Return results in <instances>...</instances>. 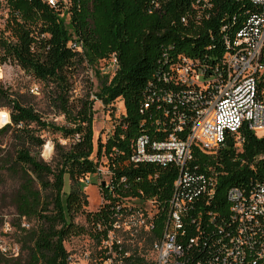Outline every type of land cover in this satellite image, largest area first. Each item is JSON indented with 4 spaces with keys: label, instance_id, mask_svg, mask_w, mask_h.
Here are the masks:
<instances>
[{
    "label": "trees",
    "instance_id": "obj_1",
    "mask_svg": "<svg viewBox=\"0 0 264 264\" xmlns=\"http://www.w3.org/2000/svg\"><path fill=\"white\" fill-rule=\"evenodd\" d=\"M6 2L9 15L0 31V65L13 60L48 85L51 103L71 125L47 121L34 105L0 87V108L10 110V116L3 117L7 121L0 128V145L9 137L8 147H12L5 157H0V173L6 172L15 182L10 197L14 218L6 219L0 214V226L8 221L18 246L16 256L0 250V264H69L65 242L88 235L103 245L110 231L119 230L112 225V215L125 209V198L153 200L154 227L142 229L152 249L162 237L180 169L172 163L135 164L130 160L132 147L142 133L162 139L170 132L166 108H170L171 115L187 114V109L180 100L172 107L154 100L145 110L144 103L161 92L180 89L174 81L164 80L163 75L183 57L195 61L206 74L223 72L226 40L234 37L254 9L252 1L73 0L69 28L60 11L45 0ZM75 37L83 41L84 53L69 47L68 42ZM114 52L119 56V69L96 97L105 106L121 99L125 110L112 135L106 142L99 140L96 146L95 100L88 96L74 106L72 80L86 59L94 63ZM190 123L189 118L180 136L185 137ZM43 130L69 140L64 144L55 139L51 161L42 156L46 144L40 132ZM242 134L240 147L229 140L215 154L192 149L189 169L217 178L216 193L203 209L212 210L217 220L229 215L231 187L250 189L264 180V135L246 129ZM102 157L108 159L111 172L110 184H102L105 203L97 211H86V179L100 173ZM197 208L202 209V205L197 203ZM79 214L85 215L87 225L75 221ZM137 222L133 229L140 227ZM113 249L112 264L147 263L146 254L118 239ZM108 257L98 264H105Z\"/></svg>",
    "mask_w": 264,
    "mask_h": 264
},
{
    "label": "built area",
    "instance_id": "obj_2",
    "mask_svg": "<svg viewBox=\"0 0 264 264\" xmlns=\"http://www.w3.org/2000/svg\"><path fill=\"white\" fill-rule=\"evenodd\" d=\"M45 1L60 11L69 28L73 0ZM251 1L255 10L245 17L234 37L226 40L223 72L206 74L195 61L183 57L163 75L164 80L174 81L180 89L161 92L144 103L145 110L154 100H162L171 107L180 100L187 109V114L185 111L171 115L170 108H166L164 114L169 120L165 121L171 127L170 132L162 139L142 133L132 147L130 160L135 164L172 163L180 169L162 237L152 246V256L146 257V264H264V180L250 189L231 187L229 215L217 220L212 210H203L216 193V176L188 167L194 147L215 154L229 140H234L236 147L242 146L244 129L264 135V0ZM1 10L5 21L9 15L6 0H0ZM68 45L75 51H85L83 41L76 37ZM111 64L115 69L117 59ZM189 118L190 127L182 137ZM137 199L125 198V202ZM138 200L148 201L154 208L153 200ZM197 203L202 209L197 208ZM122 205L125 209L112 215L114 228L136 224V220L131 221L137 213L141 215L137 223L140 225L143 220L140 226L154 227L155 209L148 213L143 207ZM2 228L11 235L13 228L8 221ZM115 239L112 230L107 239V264H112L110 254H115ZM0 250L18 254V246L9 242L0 243ZM69 260V264H77L71 256Z\"/></svg>",
    "mask_w": 264,
    "mask_h": 264
},
{
    "label": "rangeland",
    "instance_id": "obj_3",
    "mask_svg": "<svg viewBox=\"0 0 264 264\" xmlns=\"http://www.w3.org/2000/svg\"><path fill=\"white\" fill-rule=\"evenodd\" d=\"M1 12L2 10L0 11V31L5 27V21ZM114 58L117 59L115 69L111 64ZM119 66V56L116 52L94 63H89L86 59L84 64L80 66L79 70L75 73L72 80L73 90L71 92V100L74 106L79 105L80 100L88 96L95 100L93 126L94 142L96 146L99 140L106 142L107 138L112 135L119 118L125 110L121 99H117L111 106H105L103 102L96 97V93H99L105 84L111 83ZM0 87L13 93L16 97H19L20 100L34 105L47 121H52L60 125H71L66 117L51 103V88L36 79L33 75L27 73L15 61L8 60L6 63L0 65ZM7 114L10 116V110L7 107L0 108V118L3 121L0 122V128L6 124L7 118L3 117ZM40 132L46 139V144L42 149V156L45 160L51 161L54 155L55 139H58L64 144L69 142V140L62 138L59 133H53L49 130ZM9 142V137L3 139L0 146L5 149L2 150L0 148V157H5L7 151L12 150V147H8ZM93 157L97 160L96 154H94ZM107 161L108 159L106 157H102L100 162V173L87 176L85 193L87 194L88 205L86 206V211H97L105 203L102 184L107 186L111 182V172L107 166ZM14 184L15 182L9 174L4 171L0 173V214L1 216H6V219L14 218L15 214V209L10 199ZM69 184L70 180L67 177L65 185V190L67 192L69 190ZM125 205H133L136 208L143 207L148 213L153 211V207L148 201L143 202L138 199L128 200L125 202ZM140 216L141 215L137 213L136 216L132 217L133 220L131 222H134ZM128 218L130 219V217ZM75 221L79 224L87 225L84 214H79ZM142 223L143 220L140 221V225H142ZM140 227L142 228L140 229ZM140 227L133 229L131 225L123 226L115 232L116 238L122 241L127 247L129 246L132 250L136 249L146 254L148 257H151V243L146 240L142 230L146 228L144 226ZM8 242L13 246L15 239L13 236L11 237L10 233L6 234V230L0 226V243L5 244ZM65 247L69 251L72 259L77 261V264H98L107 256V241L100 246L88 235L70 238L65 242ZM104 263L107 264V260Z\"/></svg>",
    "mask_w": 264,
    "mask_h": 264
}]
</instances>
